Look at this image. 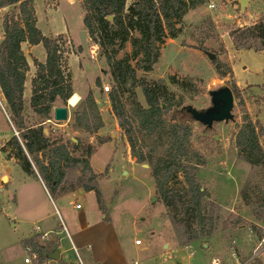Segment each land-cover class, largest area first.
Instances as JSON below:
<instances>
[{
	"label": "rangeland",
	"instance_id": "rangeland-1",
	"mask_svg": "<svg viewBox=\"0 0 264 264\" xmlns=\"http://www.w3.org/2000/svg\"><path fill=\"white\" fill-rule=\"evenodd\" d=\"M132 1L128 0V4ZM34 6L37 26L45 35L65 34L73 86L82 93L79 102L91 90L100 107L104 126L98 134L75 130L72 127V110L79 102L75 105L67 102L70 111L68 120L55 121L52 110V122L46 120L43 123L52 138L68 140L74 137L76 143L94 147L90 163L94 171L100 172L98 186L108 208V219L112 220L119 235L128 264L134 261L138 264H264V221L257 219L253 213L257 205L255 199L248 204L242 198V189L248 182L251 188L264 185V171L239 157L235 143L236 128L243 121V109L264 126V50H237L229 36L232 29L264 20V0H249L244 12H241L238 0H208L203 6L189 10L181 24V33L176 38L166 39L158 63L147 74L149 79L164 80L176 98L183 97L184 105L192 104L198 108L209 105L208 90L221 84L231 87L235 82L242 91L243 103H239V98L234 99L237 126L232 121L220 122L213 129H208L199 122H192L193 147L202 152L205 161L199 166L197 177L209 192L210 201L218 206L219 220L210 237L185 245L176 239L167 208L157 195L150 166L136 163L132 157L134 161L130 159L131 148L112 111L108 96L110 91L106 92L103 87L108 84L112 88L113 84L106 62L99 55V47L91 43L88 32V54L80 44V31L86 29L81 0H34ZM9 10L11 7L0 10V40L2 15ZM203 38L210 51L229 63L233 74L223 78L217 75L209 54L198 49ZM32 48L23 44L25 55L33 65L27 73L24 112L29 124H37L41 118L33 112L29 102L31 78L36 69L34 58L44 61L46 51L42 44ZM130 50L128 44L119 56ZM138 75H143L142 71H138ZM173 75L179 80L189 78L200 91L194 92L174 84L171 80ZM98 78L101 86L96 83ZM137 96L146 105L140 88L137 89ZM5 113L7 109L0 92V135L3 138L0 141V264H25L27 252L22 240L35 230L44 231L36 219L52 212L53 201L51 193L46 195L43 192L34 175L25 172L14 157L15 161L8 159L7 153L1 151L11 135L18 134ZM109 134L110 140L100 144L98 137ZM260 140L264 145V134ZM80 152L78 150L77 154ZM51 196L64 221L68 218L63 210H67L68 216H75L72 208L76 203L89 210L88 216L102 215L97 209L93 190L79 194L74 189ZM52 218L50 216L47 221H53ZM230 219L232 222H229ZM60 224H57L56 230L60 229ZM137 238L141 244H135ZM80 254L86 261L82 250ZM63 256L75 259L72 249L68 254L64 252Z\"/></svg>",
	"mask_w": 264,
	"mask_h": 264
},
{
	"label": "trees",
	"instance_id": "trees-1",
	"mask_svg": "<svg viewBox=\"0 0 264 264\" xmlns=\"http://www.w3.org/2000/svg\"><path fill=\"white\" fill-rule=\"evenodd\" d=\"M207 2L133 0L128 4V0H81L84 27L108 67L107 73L113 84L108 94L111 108L127 138L131 157L136 163L150 166L159 200L165 204L176 239L183 245L214 233L219 220L218 206L210 201L209 192L197 177L198 168L205 161L202 152L193 147V120L178 112L184 105L183 97L176 98L164 80L149 79L147 74L158 63L166 39L176 38L181 33V24L188 11ZM5 7H11V10L2 15L0 92L6 115L18 134L13 133L1 151L7 153L8 159L14 157L28 174L39 175L51 194L80 188L93 190L98 207L108 219V208L98 186L100 174L90 163L94 147L72 139L52 138L50 133L44 132L43 122L52 118L56 102L60 100L67 105L74 93L65 34L45 35L42 32L37 26L34 0H0V10ZM108 16H112V20ZM229 36L237 50L263 51L264 20L232 29ZM204 41L201 39L198 49L209 54L217 75L223 78L233 74L229 63L210 51ZM25 43L42 44L46 51L44 61L34 58L36 69L31 78L29 102L33 112L41 118L37 124H29L24 112L30 70L23 49ZM128 44L130 52L119 56ZM138 71L143 75L139 76ZM171 80L185 89L200 91L189 78L179 80L173 75ZM96 83L101 86L99 78ZM138 88L146 105L138 99ZM231 88L242 104L241 88L235 82ZM243 111V121L236 128L235 136L239 157L264 171V145L260 140L264 126L254 121L245 109ZM72 118L75 130L90 134H98L104 126L100 107L91 90L72 110ZM108 140L110 134L98 137L100 144ZM78 150L80 154H77ZM249 186L250 182L243 187L242 198L248 204L255 199L257 205L253 213L264 221V185ZM249 190H253V195ZM22 241L38 254V261L50 259L59 247L57 235L46 238L42 233L34 232ZM59 260L67 263L65 259Z\"/></svg>",
	"mask_w": 264,
	"mask_h": 264
},
{
	"label": "crops",
	"instance_id": "crops-1",
	"mask_svg": "<svg viewBox=\"0 0 264 264\" xmlns=\"http://www.w3.org/2000/svg\"><path fill=\"white\" fill-rule=\"evenodd\" d=\"M32 47H33L32 49H34V45ZM32 68H33V65L30 64V69ZM27 82L28 80H26V84ZM26 88H27V85H26ZM74 93H77L79 95V99L77 101L79 102L82 93L76 91L75 89H74ZM58 101L60 103H58L57 105H64L63 103H61L60 100ZM67 102L69 103V99ZM47 121L52 122V120L50 119H48ZM70 138L72 139L74 137H70ZM104 143H101V144H104ZM10 159H13V158H10ZM130 159L131 161H134L131 158V156H130ZM91 166H92V162H91ZM97 173L100 174V172H97ZM7 176H8V182H9L10 176L8 173H7ZM34 179L39 181L43 189V192L46 195H47V192L50 194V192L48 191V188L46 187V185L44 184V182L42 181L39 175L38 177L34 176ZM80 189H76L77 193L79 194H85L88 192V191H85L84 189H82L83 191L81 192ZM50 197L52 198V201H53L52 212L47 215L38 217L36 219L38 222H40L41 227L44 231L38 232L37 230H35V232L51 233L52 236L59 235L60 247H58L57 250H59L60 252V258L65 259L66 261H71L70 259L65 258L63 256V253L67 252L68 254V252L70 251L69 245L72 241L79 248V250H82V252L84 253L86 257V262L88 264H128L124 249L122 247V242L113 225V222L110 218L109 219L105 218V215L102 213V211L98 207V204H97V209L100 213H102V215L99 214L98 216H96L94 214H90L88 216L89 210L83 207V205H80V207L77 208L76 205L80 203H76L75 207L72 208L75 211V216H73L72 214L68 216L67 210L65 209L63 210L67 213L66 217L68 218L67 219L68 221H64L61 210L57 206L56 201L51 196V194H50ZM68 211H71V210H68ZM50 216L54 217L52 218L53 221L51 220L47 221ZM58 223H62V224H60V227H59L60 229L56 230ZM63 225L66 227V230L68 231L71 238H69L65 233L61 232ZM66 240L68 241V246H66Z\"/></svg>",
	"mask_w": 264,
	"mask_h": 264
},
{
	"label": "water",
	"instance_id": "water-1",
	"mask_svg": "<svg viewBox=\"0 0 264 264\" xmlns=\"http://www.w3.org/2000/svg\"><path fill=\"white\" fill-rule=\"evenodd\" d=\"M240 2L241 12H244L249 0H238ZM108 19L112 20V16H108ZM80 44L86 54H88L87 47V30L82 29L79 35ZM209 105L206 107H195L192 104L183 105L178 112L189 119L203 124L208 129H213L216 123L230 121L238 125L236 121L234 109V93L232 88L227 84H221L218 87L208 90ZM164 106V104H163ZM69 105H57L53 107V119L55 121H65L69 119ZM51 120V119H50ZM44 132L48 135V127H44ZM74 142H77L75 138H72ZM148 166V164H143ZM82 192L83 190L80 189ZM51 258L58 260L60 258L59 250H55L51 254ZM68 264H75L73 261H69Z\"/></svg>",
	"mask_w": 264,
	"mask_h": 264
},
{
	"label": "built area",
	"instance_id": "built-area-1",
	"mask_svg": "<svg viewBox=\"0 0 264 264\" xmlns=\"http://www.w3.org/2000/svg\"><path fill=\"white\" fill-rule=\"evenodd\" d=\"M103 87H104V90L106 92L110 91V89H111L110 85H108V84L104 85ZM2 139L3 138L0 135V141ZM76 207L79 208L80 204H77ZM61 232L65 233L69 238H71L69 233H68V231L66 230V227L64 225L62 226ZM42 235H43V237H46V238H49V237L52 236L51 233H42ZM135 244H141V240L137 238L135 240ZM59 247H60V239H59ZM25 249H26V252H27L25 257H24V263L25 264H65L62 261H60L59 259L58 260H54L52 258L46 259V260H43V261H38L37 260L38 254L33 250V248L31 246L26 245ZM70 249H72V251L74 252V255H75V259L71 260V261H73L75 264H88L83 259V257L81 256L79 248L72 241H71ZM66 262H67L66 264H68L69 261H66ZM133 264H138V262L134 261Z\"/></svg>",
	"mask_w": 264,
	"mask_h": 264
},
{
	"label": "bare ground",
	"instance_id": "bare-ground-1",
	"mask_svg": "<svg viewBox=\"0 0 264 264\" xmlns=\"http://www.w3.org/2000/svg\"><path fill=\"white\" fill-rule=\"evenodd\" d=\"M79 99V95L77 93H73V95L69 98V103L71 105H75Z\"/></svg>",
	"mask_w": 264,
	"mask_h": 264
}]
</instances>
